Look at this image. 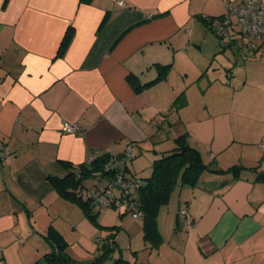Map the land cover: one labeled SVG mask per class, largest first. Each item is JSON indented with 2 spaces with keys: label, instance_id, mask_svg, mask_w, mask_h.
Wrapping results in <instances>:
<instances>
[{
  "label": "crops",
  "instance_id": "crops-1",
  "mask_svg": "<svg viewBox=\"0 0 264 264\" xmlns=\"http://www.w3.org/2000/svg\"><path fill=\"white\" fill-rule=\"evenodd\" d=\"M225 1L0 0V144L11 155L0 164L2 264L51 252L44 225L75 206L49 181L68 174L64 163L129 149L130 171L148 177L182 135L210 171L159 209L162 243L148 264H264V45L243 61L242 35L223 46L208 31L201 19L222 16ZM168 64L141 91L128 81L148 83ZM64 123L79 130L63 133ZM233 167L238 178L211 172Z\"/></svg>",
  "mask_w": 264,
  "mask_h": 264
},
{
  "label": "trees",
  "instance_id": "trees-1",
  "mask_svg": "<svg viewBox=\"0 0 264 264\" xmlns=\"http://www.w3.org/2000/svg\"><path fill=\"white\" fill-rule=\"evenodd\" d=\"M81 2L89 3L90 0H81ZM223 15L201 19L203 24L208 28V31L221 42L229 41L225 40L216 28L220 24ZM231 32L232 35L238 34V32H235L234 30ZM71 37L72 30L68 28L59 45L57 56H61L65 52ZM155 66L158 74L154 80L148 83H138V79L135 76H128V81L134 86L136 85L134 89L136 92L166 79L167 74L171 70V64ZM174 143L175 148L173 150L164 153L152 162L150 175L144 179L130 171L128 164L131 163L133 159H131V154L127 156L126 150L119 156L101 155L97 158L91 159L88 163H83L74 168L71 167V165L64 163L66 169H68V174L62 179L51 178L49 181L61 199L66 200L75 206H80L86 215H88V217L94 222L100 213L95 211L91 192L94 190L98 182L105 187V185L108 184V180L114 178V175L116 174H122L126 180H132L134 178L139 179L141 182L140 185L136 188L135 194H131L135 196V198L132 199V202L135 205V208L142 213L141 222L144 241L152 248L154 247L157 249L162 243L157 221L159 209L167 206L171 195L176 188L195 187L200 176L204 172L210 171L208 166L204 165L200 153L187 143L186 135L177 137L174 140ZM1 145L6 147L5 144L1 143ZM10 156L9 152V158ZM111 160L123 161L117 171H106L105 168ZM242 170L243 169L240 167H233L227 171L211 170V172L221 175L232 174L235 178H238V174ZM89 180L92 181V187L90 190L85 185ZM255 181L264 184V172H258ZM97 191L101 192L102 189H98ZM126 212L127 211L121 213L120 217L124 216ZM113 235L114 234H111L110 237L105 239L103 245V250L105 252H108L111 249ZM44 238L51 245V252L45 254L42 259L35 261L33 264H77L74 260L68 257L61 236L53 230L52 227L48 228ZM2 263L3 259L0 258V264ZM87 264H101V262L100 259H97L92 263ZM112 264L136 263H130L129 261L119 258L113 260Z\"/></svg>",
  "mask_w": 264,
  "mask_h": 264
},
{
  "label": "rangeland",
  "instance_id": "rangeland-1",
  "mask_svg": "<svg viewBox=\"0 0 264 264\" xmlns=\"http://www.w3.org/2000/svg\"><path fill=\"white\" fill-rule=\"evenodd\" d=\"M221 44L224 46L227 42ZM138 175L144 179L147 172L144 170ZM85 185L90 190L92 181H87ZM177 192L175 193L177 194ZM169 203L163 209H166ZM58 210L51 213L52 215L44 226L46 228L51 226L59 233L65 244L68 257L77 264L92 263L97 259H100L101 264H112L113 260L119 258L125 261H135L136 264H148L156 255L158 248H152L143 239L142 222L133 219L127 212L120 217L121 213L126 211L125 207L117 210L106 206L94 222L80 206L60 207ZM24 231H28V228L24 227ZM111 234H114L111 240V249L105 252L103 245L105 239ZM28 245L26 243L25 247L27 248ZM13 249L14 247H11V250ZM11 250H9L8 257L12 259L15 255ZM30 255L29 259H23L21 263L17 264H33L38 260L33 259L32 254ZM40 256L42 259L44 255Z\"/></svg>",
  "mask_w": 264,
  "mask_h": 264
},
{
  "label": "built area",
  "instance_id": "built-area-1",
  "mask_svg": "<svg viewBox=\"0 0 264 264\" xmlns=\"http://www.w3.org/2000/svg\"><path fill=\"white\" fill-rule=\"evenodd\" d=\"M119 8H127L125 0H112ZM225 13L216 27L219 34L225 40H230L232 30L238 32L245 38V43L241 48V59L243 61L252 60L256 52L264 45V0H236L224 2ZM79 128L75 125L64 123L61 131L67 134L75 133ZM260 148L264 149V141L260 144ZM127 156L130 155L129 149L126 151ZM8 149L0 144V164L8 160ZM123 161L111 160L106 171H117ZM139 179L126 180L122 174L114 175V178L108 180L105 187L98 182L92 197L95 211L101 213L106 206L120 210L125 207L127 213L135 220L142 218V213L135 208L132 199L135 198L136 188L140 185ZM102 189L101 192L97 191ZM97 191V192H96ZM178 219L183 229L188 230L192 225V220L186 208H181L178 211Z\"/></svg>",
  "mask_w": 264,
  "mask_h": 264
}]
</instances>
